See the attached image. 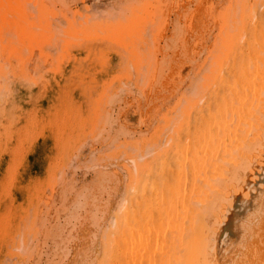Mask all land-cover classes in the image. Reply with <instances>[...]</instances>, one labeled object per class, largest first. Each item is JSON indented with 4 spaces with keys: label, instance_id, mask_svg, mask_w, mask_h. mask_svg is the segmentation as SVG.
I'll return each instance as SVG.
<instances>
[{
    "label": "bare ground",
    "instance_id": "1",
    "mask_svg": "<svg viewBox=\"0 0 264 264\" xmlns=\"http://www.w3.org/2000/svg\"><path fill=\"white\" fill-rule=\"evenodd\" d=\"M7 1L34 26L46 9L146 29H127L139 58L128 44L90 128L107 164L81 138L53 164L3 144L8 176L50 172L32 200L7 187L0 235L16 248L0 246V264H264V0ZM110 149L133 168L114 171Z\"/></svg>",
    "mask_w": 264,
    "mask_h": 264
},
{
    "label": "rangeland",
    "instance_id": "2",
    "mask_svg": "<svg viewBox=\"0 0 264 264\" xmlns=\"http://www.w3.org/2000/svg\"><path fill=\"white\" fill-rule=\"evenodd\" d=\"M42 16L47 20V27L34 26L18 4L0 0V102L5 105L0 113V160L4 157L1 155L3 144L8 142L9 153L5 157L9 156L11 160L14 159V145L18 144L28 160L35 157L53 164L80 138L85 156H92L95 150L98 152L95 156H107L109 149L104 150L102 142L89 144L90 128L100 114V98L114 81L128 73L126 61L134 58V52L139 50L133 46H140V36L133 37L134 42L127 31L140 23L129 28L118 19L111 25L101 24L94 28L93 25L83 26L80 20L70 23L46 9ZM141 26L136 30L141 32L145 28ZM221 26L223 22L219 21L214 42L221 35ZM128 39L131 42L127 43ZM139 54L138 51L137 60ZM148 136V139L152 138L151 134ZM112 149L109 153L115 152ZM120 153H112L109 165H113L110 167L114 171L119 170L118 165L132 169L129 160L133 158L126 159ZM100 156L99 160L108 162L109 158ZM42 170L50 172L47 167L36 169L30 165L25 176L19 165L17 174L8 176L0 163V202L7 197V187L13 194L25 192L30 187L33 192L28 201L32 200L43 184ZM126 176L128 182L133 183L131 172ZM20 219L21 215H18L15 222ZM3 220L0 218V223ZM7 243H10V249L16 248L14 242L0 235V246Z\"/></svg>",
    "mask_w": 264,
    "mask_h": 264
}]
</instances>
